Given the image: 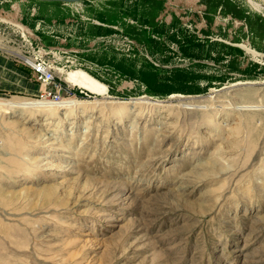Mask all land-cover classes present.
<instances>
[{
  "label": "rangeland",
  "instance_id": "obj_1",
  "mask_svg": "<svg viewBox=\"0 0 264 264\" xmlns=\"http://www.w3.org/2000/svg\"><path fill=\"white\" fill-rule=\"evenodd\" d=\"M22 2L0 0V19L34 34ZM126 12L128 25L101 6L100 29L49 44L77 56L55 80L81 104L6 109L41 91L0 86V264H264V56L234 46L264 53V40L250 48L232 21ZM9 38L0 57L25 72Z\"/></svg>",
  "mask_w": 264,
  "mask_h": 264
},
{
  "label": "crops",
  "instance_id": "obj_2",
  "mask_svg": "<svg viewBox=\"0 0 264 264\" xmlns=\"http://www.w3.org/2000/svg\"><path fill=\"white\" fill-rule=\"evenodd\" d=\"M5 1H9L11 6L14 5L18 7L24 4L22 1L25 0H13L12 2L11 0ZM245 1L246 0H84L83 15H81L82 10L80 13L77 12L78 14H76V12L74 13L71 10V4L34 1V34L30 33L29 30H26L30 33L34 43L41 47H44V45L39 42L38 37L40 34L47 35V40L44 43L48 46H45L44 48L50 49L49 44H58L60 40H63L62 38L65 39L67 36L70 38H80V33L82 32L81 35L86 37L88 26L94 30L100 29L98 23V17L102 16V13H100V7L109 6L111 11L118 12V17L116 19L118 22L126 20L123 22L125 25H128V20L132 21L131 17L126 18L122 15L126 11L132 13V15L136 12L137 14L140 12L146 13L144 17L146 23H151L156 20L161 22L163 19L193 22L195 20L205 21L206 19L211 18L215 19L216 22H220L223 30L225 29L223 25L227 24L228 21H232L234 25L232 28V34L244 33L246 39H241V42L245 41V43L251 48L252 43L249 40V35L252 36L254 33L255 41L259 42V40H264V17L261 15L259 18H255L253 15L254 12L246 10L245 5L243 4ZM160 6L165 9L166 12L163 17H158L159 11L162 10ZM252 8L257 10L253 6ZM60 16L68 17L67 24L61 25L59 23ZM73 20L75 21L73 22ZM250 24H255L254 28H251ZM52 49L63 51L55 46L52 47ZM65 52L74 56L75 62L71 66L74 68L77 65V56L70 51ZM254 52L259 53L258 51ZM259 56H264V53H259ZM22 68L25 72L20 70L15 72L12 70L13 68L10 67V61L6 58L0 57V86H8L9 88L14 87L13 89L20 90L27 94L38 93L41 91L38 93V95H40L44 92L46 88L36 82L29 70L24 67ZM73 74L74 75L68 76V80L72 79L80 83L82 86H85L81 74H78V71L73 72ZM24 75L28 76L37 84H30ZM93 90L99 91L101 90V87L100 89Z\"/></svg>",
  "mask_w": 264,
  "mask_h": 264
},
{
  "label": "built area",
  "instance_id": "obj_3",
  "mask_svg": "<svg viewBox=\"0 0 264 264\" xmlns=\"http://www.w3.org/2000/svg\"><path fill=\"white\" fill-rule=\"evenodd\" d=\"M0 23L4 24V27L0 28V36L11 37L9 42L15 47L13 57L16 62L29 70L36 82L46 88L38 96L39 100L53 104L59 103L66 99L63 97L64 95L69 96L73 93L69 87L62 88L58 86L55 80L57 72L60 75H66L68 71L72 70L71 66L75 62L73 55L65 51L36 45L30 33L19 24H14L4 19H0ZM10 31L12 35H10Z\"/></svg>",
  "mask_w": 264,
  "mask_h": 264
},
{
  "label": "bare ground",
  "instance_id": "obj_4",
  "mask_svg": "<svg viewBox=\"0 0 264 264\" xmlns=\"http://www.w3.org/2000/svg\"><path fill=\"white\" fill-rule=\"evenodd\" d=\"M254 8L261 9L262 5L254 2L253 0H247ZM78 74H81V78L82 81L84 83V85L86 87H88L89 89H100L101 85L99 83V81H97L96 79L92 78L90 75H88L85 72H78ZM103 90L104 87H103ZM227 93V92H226ZM225 93V94H226ZM221 98L226 97V95L224 96H219ZM228 99V98H227ZM218 101H222V100H218ZM224 101V100H223ZM82 102H80L79 100H71V101H61L59 103H50V102H46L43 100H32V101H21V102H10L7 101L5 103H3V105L5 106L6 109H10V108H19V109H34L35 111L38 109H42V108H48V107H53V106H58V107H62L64 109H72L73 107H75L77 104H81ZM227 108H233L236 110H239L240 108L244 109V106H234L232 105L230 102L227 103ZM226 106H222V105H217V108H221L224 109L226 108Z\"/></svg>",
  "mask_w": 264,
  "mask_h": 264
},
{
  "label": "water",
  "instance_id": "obj_5",
  "mask_svg": "<svg viewBox=\"0 0 264 264\" xmlns=\"http://www.w3.org/2000/svg\"><path fill=\"white\" fill-rule=\"evenodd\" d=\"M33 1H41V2H62V3H65V4H74V3H79V2H82L84 0H33ZM236 47L244 50V51H247L253 55H259V53L257 52H254L248 48H246L244 45L242 44H234Z\"/></svg>",
  "mask_w": 264,
  "mask_h": 264
}]
</instances>
